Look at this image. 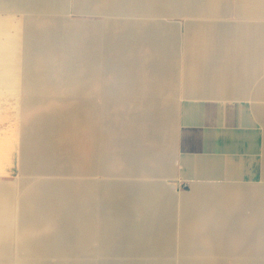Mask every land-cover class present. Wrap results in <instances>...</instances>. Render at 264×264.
Wrapping results in <instances>:
<instances>
[{"label": "crops", "instance_id": "obj_1", "mask_svg": "<svg viewBox=\"0 0 264 264\" xmlns=\"http://www.w3.org/2000/svg\"><path fill=\"white\" fill-rule=\"evenodd\" d=\"M233 1L229 0L230 6L202 9L199 12L208 13L188 17L180 26L172 132L164 130L162 123L172 115L168 97H164L163 108L150 93L138 92L137 78L117 66L121 60L108 65L116 70L111 69L112 77L106 81L115 84L107 93L120 98L104 97L99 100L102 107H84V100L82 105L72 104V110L82 111L76 118L80 123H95L90 128L98 149L91 161L97 165L90 171L70 173L87 179L82 190L75 192L68 181H49L42 188L54 197L62 187L65 190L64 204L72 207L64 221V245H72L73 240L77 250L60 259L36 252L57 250L56 237L62 235L51 225L47 236L31 238L36 248L30 264H91L88 254L145 255L99 259L93 264H205L206 255L207 264H264V250H259L264 249V10L241 7L240 0L233 6ZM116 8L108 0H0V16L59 15L64 25L78 30H97L120 14ZM150 53H156L155 47ZM38 55H44L43 60L51 57L39 53L33 59L41 61ZM103 59L81 62L98 64ZM86 68L68 77L85 74L92 82L87 74L97 71ZM139 77L143 88L149 83L157 90L164 88L160 74L153 76L145 70ZM13 78L17 87L11 92L8 74L0 72V253L19 250L24 254L20 264H26L25 229L34 231L39 225L26 227L24 192L33 191L34 186L26 187L24 136L18 121L10 123L8 96H24L29 83L25 80L33 76L17 73ZM48 79L40 78L39 83ZM98 90L102 95V89ZM130 93L142 96L134 102L139 109H111L119 120L102 126L93 120V111L110 110L106 104L128 103L123 100ZM75 144L71 141L70 145ZM143 174L153 175V180ZM168 183L184 188L177 199ZM190 249L211 252H183ZM171 254L185 257L164 258ZM0 264H4L2 259Z\"/></svg>", "mask_w": 264, "mask_h": 264}, {"label": "bare ground", "instance_id": "obj_2", "mask_svg": "<svg viewBox=\"0 0 264 264\" xmlns=\"http://www.w3.org/2000/svg\"><path fill=\"white\" fill-rule=\"evenodd\" d=\"M108 2L111 8L117 6L115 10L118 11L119 8L120 14L111 16L110 19H107L108 22L102 23L97 30L72 29L69 25L62 23L64 19L59 17V15L24 16L20 27H17L18 22L15 18L0 16V72L8 74V88H13L12 85L16 82L13 77L21 72L24 77L33 76L32 80H28L29 83L25 82L24 87L29 86V90H36L37 96H39L38 91L42 93L59 85L62 87L67 86V92L72 94L77 87L85 86L90 89L92 84L87 78L78 77L76 81L69 84L71 82L68 80L70 78L68 75L74 71L88 69L86 67H91L89 68L91 70L101 71L105 62L109 65L121 60V66H123V53L124 47L127 45L126 41L140 37L153 43L154 40L160 37L158 29L152 27L151 18L154 16H162L164 14L177 15L180 13L194 14L209 7L230 6L229 0H108ZM240 3L239 6L244 8L259 7L264 10V0H240ZM90 45H94L91 51ZM39 53L51 54V57L41 61L33 59V56ZM94 54L97 57L93 58ZM102 56L104 59L98 64H83L81 62L90 58L99 61ZM120 70L124 69L121 67ZM145 70L141 68L139 72L144 73ZM43 77H50V79L46 81L47 83H39V79ZM51 77H54L52 79L55 83L52 82ZM111 82L112 84L100 82L96 86L102 89L103 94L112 92L115 84H113V80ZM75 101L82 105L83 99L74 100L73 102ZM70 111L69 113L75 115V118H61L60 123L55 124V119L50 116V119L45 123H40L49 130L48 132L45 129L42 131L41 125H35V127L33 126L30 129L31 133L41 131V135L47 136L38 137L33 135L24 141L22 164L25 171L42 174H69L73 171L85 172V167L89 169L97 165L92 163L90 166H82L81 162L75 161L76 157L74 158V154L69 149L71 141L77 143L80 140L81 143L83 131H88L90 135H93L90 128L93 122L85 121V123H80L76 118L81 116L82 111L79 109H71ZM50 113L53 114V111ZM93 113H96L93 116V120L100 126H102L103 122L108 123L111 120H119V114L113 110L93 111ZM39 138L41 139L40 142ZM26 141H29L30 144H25ZM76 148L75 144L72 150L74 151ZM79 159L82 161L83 158ZM59 191L61 192L59 196L65 200L63 187ZM62 199L52 213L66 217L69 210L66 209L67 206ZM76 215L79 217V213ZM78 233L80 234L79 228ZM55 243L57 250H36V252L40 251L41 254H48L47 256H49L52 251L58 259L60 257L64 258L71 253L70 250H65L66 248L60 235H57ZM6 251L8 252V250ZM33 251H25L26 254L30 253L28 257H25L26 264L34 262L31 254ZM190 251L194 253L211 252V250L207 249L183 250V252Z\"/></svg>", "mask_w": 264, "mask_h": 264}, {"label": "rangeland", "instance_id": "obj_3", "mask_svg": "<svg viewBox=\"0 0 264 264\" xmlns=\"http://www.w3.org/2000/svg\"><path fill=\"white\" fill-rule=\"evenodd\" d=\"M233 2H234L233 6H236L238 0H234ZM201 12H196L194 14L180 13V14H177L178 16L176 14H164L162 16H154L153 18H151L152 27L157 28L160 31V37L154 40L153 43H151L150 41L144 40L143 38H140V37L133 38V40L131 39V41L130 40L126 41L127 45H125L124 53H123V56H124L123 63L124 64L122 63L123 66L117 64V66H121L124 70H129L128 76L130 78L131 76L137 78L139 86H140L138 89L140 91L138 92L150 93L151 97L157 99L159 102H162V104L164 103V97H168V101L171 105V108L173 109L172 115L170 119L168 120L165 116V118H163L164 120H162V123H163L164 130H167L168 128V131H171V132L174 130L175 124H176L175 104H176L177 95L175 91H176V85H177V77H178L177 75H178V72L180 71L179 69L180 58H181V45L180 44H181V39H182L180 26L188 17L202 16L200 14ZM202 13H208V12H202ZM7 16H11V18H15L18 22L17 27H20L21 21L25 15H7ZM72 16L75 18V17H83L85 15H72ZM14 23L16 24V22ZM152 45L153 47L156 48V53H153L155 55L154 57L152 56L153 54L150 53V48H152ZM162 54H164L163 55L164 58L161 62H159V58L162 57L161 56ZM35 57L43 60L45 56L38 55ZM141 68L146 69L147 73L151 75L153 74V76L160 74L162 76L161 79H162L164 88L162 90H157L156 86L150 85L151 83L147 84V86L143 88L141 77H139V71ZM111 69L112 67L110 68V66H108V64H106L105 62L104 68H102L101 71L94 72L93 74L91 73L90 75L87 74L88 78L89 76L93 78V79L92 78L90 79L92 81L91 88L86 89L85 86L77 87V89L74 88L75 91L73 92V94L67 92L66 90L67 86L62 87L60 85L55 86V88L54 89L52 88V90L51 89L49 91L45 90L42 93H38L39 96H37L35 91L29 90L28 89L29 86L24 87L26 88L24 96L10 94L8 96L10 123L11 121H14V120L16 122L18 121L19 127L23 131L24 141L28 140L33 135H37L38 137L40 136L45 137L47 135H41V131L36 132V133H31L30 129L33 126L35 127V125H41L40 123H45L47 120L50 119V116L53 117V119H55V124L60 123L61 118H66V117L75 118V115L70 114L68 111L69 108L70 109L73 108L72 104L77 103L76 101L73 102L74 100H80L82 98L86 102L84 107L94 108V107H102L103 104L101 103V101L99 102V100H101L104 97L110 100L114 98H120L121 95H117V94L111 95L110 93H107L104 96L103 94L100 95V93H98L99 88H97L96 85L99 84V82H106L108 78L112 77ZM82 78L85 79V74H83ZM76 79L77 77L68 78V80H70L71 82L69 84H72L73 81H76ZM43 81H46V80H43ZM52 82H54V80H52ZM12 87L13 88L9 90L11 92H14L17 87V82H15L12 85ZM131 88H132V84H130V89ZM164 93L167 96H164ZM141 99H142V96L140 95L136 96V94L132 95V93H130L128 96L125 97V100H123V102L127 101L128 103H123V104H118V105L106 104L105 107L110 110L120 109L122 111H126L129 109L134 110V108L139 109L141 106H136L134 102L135 100L137 101ZM93 101H97L98 104L96 105L93 104ZM66 103L70 105H67ZM161 106L164 108V104ZM166 106L167 105H165V107ZM52 111H53V114L50 113ZM163 112L167 113L168 111L163 110ZM43 129L47 130V132L49 131L44 126H42L41 130L43 131ZM164 130L160 131L162 135H164ZM83 133L84 134L81 139V143H80V140L77 139L79 140L76 143L77 148L74 149L72 153L74 154V158L76 157V160H75L76 162L77 161L78 163L81 162L82 166H88V165L90 166L93 163L91 160L93 156L96 154L95 152L98 148H96V144L94 142V139H95L94 136L90 135L88 131L86 132L83 131ZM156 133H159V131ZM152 139L151 138L149 139L150 145H152L151 143H153ZM40 141L41 139L39 138V142ZM52 141L55 143L54 140ZM25 144L29 145L30 142L26 141ZM81 157L83 158L82 161L81 159H79ZM90 170L92 169L91 168L87 169V167H85V171H90ZM99 175H100V179H103L104 176H102L101 174ZM143 176L146 178H149L150 180H153V177H152L153 175L143 174ZM24 177H25L26 187L28 185L34 186L33 191L26 189L24 192V197H25L24 203H25V208H26L25 221L27 223L26 227L39 225L38 226L39 229H36L35 231H31V229L28 230L27 228L25 229L26 239L24 242L26 243V248L24 252L26 250H29V251L34 250L36 247H35L34 242H32L31 238H39L45 235L47 236L49 234V229L51 225L52 226L56 225V227H58V229L56 228V233H57V230H58V233H61L62 238H63V243H64V235H65V230H66L64 228L65 227L64 221L68 219H65V217H61L59 214L56 215V218H54L55 214L52 213V210H51L53 204H58L60 202L59 199H62L59 196L61 192L60 191L56 192V197H54V193L51 194V192L44 190L42 188V185L49 181L58 182V183H65L68 181L70 182L69 184L71 188L75 190V192H77L78 190H82V186L86 184L87 179L85 178L84 180L83 178H81L79 174H76V175L70 174V173L69 174H42V173H35V172L29 173L27 172V170L25 171ZM80 181H82V183H79ZM231 185H234V184H231ZM231 185L229 184V186ZM167 186L172 188L171 190L174 196L176 197V199L184 191V188L175 187L174 184L172 183H168ZM71 207L72 206L69 203L66 209L70 211ZM9 209L12 210L11 208ZM50 218L54 219L53 224L48 222ZM31 222L33 223L31 224ZM70 233L71 232L69 231V234ZM28 239H30L31 241H29ZM72 242H73L72 245L71 243L65 244V247H66L65 250H77L75 248L73 240ZM37 246H40V245L37 244ZM174 249L178 250V248H173V250ZM43 250H49V249L43 248ZM259 250H264V249L262 247ZM49 255L51 257H55V254L52 251ZM28 256L29 254L27 253L25 257H28ZM68 256H71V254L70 255L68 254L65 257H68ZM131 256L132 255L108 256L106 254H88L87 255L88 258H91L93 263L99 259H110L113 257H131ZM23 257H24L23 252H20L19 250L18 252L16 250H8V253L7 252L0 253V259H2L4 264H20L23 260ZM132 257H145V255H133ZM178 257L180 258V257H185V256L180 255V254L164 255V258H175L176 259ZM196 257L201 258V256H196ZM203 258H204V263L206 262L205 264H207L208 256L207 255L203 256Z\"/></svg>", "mask_w": 264, "mask_h": 264}]
</instances>
